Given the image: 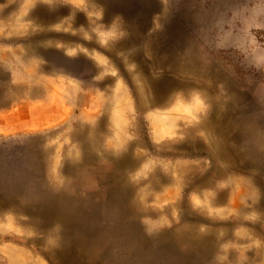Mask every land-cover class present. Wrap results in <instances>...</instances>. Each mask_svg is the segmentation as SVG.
I'll list each match as a JSON object with an SVG mask.
<instances>
[{
  "label": "rangeland",
  "instance_id": "obj_1",
  "mask_svg": "<svg viewBox=\"0 0 264 264\" xmlns=\"http://www.w3.org/2000/svg\"><path fill=\"white\" fill-rule=\"evenodd\" d=\"M106 3L0 0V44L11 50L0 68V264H11L5 252L17 248L29 256L22 264H56L48 249H58L59 226L27 211L46 199L59 201L63 211H94L87 248L72 250L85 264H113L114 253L118 260L134 249L116 208L105 207L110 189L125 185L133 190L130 201L144 209L138 264H264V210L258 208L264 202V0ZM131 25L137 32L127 45ZM172 48L219 78L212 92L219 132L215 124L213 133L205 128L214 120H207L213 106L204 87L214 83L202 72L180 74L194 84L190 98L180 89L169 106L141 109L135 91L143 73L181 79L157 65V56ZM231 96L236 102L228 110ZM99 125L98 159L85 163L80 136L90 140ZM208 134L228 144L226 154L238 165L228 170L229 162L208 154ZM127 157L123 170L115 160ZM216 165L227 170L224 179L213 178V188H189L187 174L212 175ZM160 173L179 181L160 183ZM236 181L245 210L214 205L218 189L229 191Z\"/></svg>",
  "mask_w": 264,
  "mask_h": 264
},
{
  "label": "bare ground",
  "instance_id": "obj_2",
  "mask_svg": "<svg viewBox=\"0 0 264 264\" xmlns=\"http://www.w3.org/2000/svg\"><path fill=\"white\" fill-rule=\"evenodd\" d=\"M46 1V0H45ZM101 1V3L103 4H107L106 0H99ZM107 7V6H106ZM31 8V7H30ZM119 10V9H118ZM125 10V9H124ZM120 11V10H119ZM134 11V10H133ZM126 13V11H124ZM106 13H108V11H106ZM139 13V12H138ZM137 13V14H138ZM19 14V13H18ZM17 14V15H18ZM24 15V14H23ZM71 15V14H70ZM127 15V14H126ZM35 16V14H34ZM139 16V14H138ZM37 17V16H36ZM50 17H53L52 13L50 14ZM130 19V18H129ZM39 20V19H38ZM36 21V20H35ZM67 25V24H66ZM73 28V27H72ZM74 29V28H73ZM121 29V28H120ZM119 29V30H120ZM130 32L132 33V35L128 38V40L126 41V44L128 45L131 40L133 39V33L137 32L134 28L133 25L130 26ZM77 30V29H75ZM79 31V30H78ZM68 32V31H67ZM88 32V31H87ZM90 32V31H89ZM31 33V32H30ZM37 33V32H36ZM95 33V32H94ZM45 34V33H44ZM71 34V33H70ZM91 34V33H90ZM43 35V34H42ZM41 35V36H42ZM137 36V35H136ZM46 37V36H45ZM72 37V35H71ZM124 37V36H123ZM148 37V36H147ZM40 38V37H39ZM83 38V36H82ZM138 38V37H137ZM36 39V38H34ZM80 39V38H79ZM90 39V38H89ZM159 39V38H158ZM124 40V39H123ZM59 41V40H58ZM118 41V40H117ZM145 41V40H144ZM29 42V41H28ZM53 42V41H52ZM68 42V41H67ZM79 42V41H78ZM51 43V42H50ZM99 43V42H98ZM163 43V42H161ZM120 44V43H118ZM125 44V43H124ZM160 44V43H159ZM164 44V43H163ZM52 45V44H51ZM63 45V44H62ZM123 45V44H122ZM73 47V46H72ZM100 47V46H99ZM123 47V46H122ZM127 47V46H126ZM59 48V46H58ZM68 48V47H67ZM95 48V47H94ZM113 48V47H112ZM146 48H148L149 50H153V43L148 41L147 42V46ZM130 49V48H129ZM144 49V48H143ZM66 50V49H65ZM93 50V49H92ZM193 50V49H192ZM78 51V50H77ZM117 51V50H116ZM141 51V50H138ZM112 53V52H111ZM161 53V52H158ZM157 53V54H158ZM118 54V53H117ZM142 54V53H141ZM162 55H158L157 58V65L160 67H166L168 69V72L171 74H175L176 76L178 75L181 79H174V78H161V79H157L154 77H151L149 75H145L143 73V78H139L138 81H142L143 85L138 87L135 91V94L137 96V98L140 100L141 103V109L143 110V112L148 111L149 109H151L152 107L155 106H163V107H167L169 106L174 98H176V92L180 89H183L185 91L184 93V98L188 99L191 96L189 95V88L191 86H193V82L192 81H187V77H182L180 76L181 73H186V74H199L202 72V75L204 76V78H209L214 85H210L213 86V89H211L209 86L208 87H204L205 90H207L205 92L206 97L208 98V102H210L212 104V110L210 111V115H213L209 117V119H215L216 116L218 114H221L215 107L216 103H215V99L213 98L214 95H212V92L215 91L216 88V84L217 82H219V78H217V76L215 77V74H212L211 72H208V70L206 69H199L197 67H195L194 65H190L189 63L186 62V60L184 61V59L182 58V53L178 52L176 49L172 48L171 50H168L167 52H162ZM116 55V54H115ZM186 55V54H185ZM113 58V57H112ZM88 60V59H87ZM94 60V59H93ZM91 62V61H90ZM126 65V64H125ZM140 65V64H139ZM107 67V66H106ZM207 67V66H206ZM129 68V67H128ZM139 68V67H138ZM157 68V67H156ZM131 69V67H130ZM129 69V70H130ZM209 69V68H208ZM58 72V71H57ZM60 72V71H59ZM64 72V71H63ZM200 75V74H199ZM96 82V81H95ZM227 82V81H226ZM210 84V83H209ZM94 85V84H93ZM215 86V87H214ZM148 87V88H146ZM229 87V86H228ZM217 90V89H216ZM148 91L152 92V99H149V97L147 96ZM115 96L116 95L115 93ZM112 99H115L112 97ZM192 99V98H191ZM118 101V100H117ZM229 105L227 107L228 110L232 109V104L230 103V101H234L236 102V98L235 96H231L229 98ZM116 102V100H115ZM221 102V101H220ZM114 104V103H113ZM116 104V103H115ZM215 104V105H214ZM104 105V104H103ZM121 106V105H120ZM107 108V107H105ZM112 108V107H111ZM110 108V109H111ZM114 109V106H113ZM227 110V111H228ZM110 112V111H109ZM87 113V112H85ZM111 113V112H110ZM243 114V113H242ZM246 114V113H245ZM90 115V114H88ZM94 116V115H93ZM209 116V115H208ZM88 117V116H87ZM158 120V119H157ZM214 122V123H213ZM153 123V122H152ZM159 123H163L161 121H159ZM207 123V122H206ZM157 124V123H156ZM186 124V123H185ZM212 124H215V131L219 132L221 128H216V124H218V122H216L215 120L212 121L210 123L211 128H209L207 125L205 128L210 129V131H212ZM176 125V124H175ZM183 126V125H182ZM192 127V126H191ZM255 127V126H253ZM122 128V127H121ZM193 128H188V132H186L187 134H191L193 133V130H191ZM102 130L101 126H97L96 130H95V134L93 136V138H91L90 140H87L84 135L85 133H82L81 140H82V144H83V148L85 149V154H84V159L83 161L85 163L90 162L92 159L97 158L98 157L94 154L98 153L99 154V143L101 141V136H99V132ZM166 131V130H165ZM208 132V131H207ZM78 133V132H77ZM213 133V131H212ZM218 134V133H216ZM226 135V134H225ZM210 136H212V134H208V138H209V147L207 149L208 154L210 156H213L216 162H222L224 160H226L229 164H237V159L236 158H231L229 156H227L226 153H230L232 152L228 146V144L225 141H220V142H215L214 140H211ZM228 136V135H227ZM157 137V136H156ZM72 138V137H71ZM160 139V138H159ZM239 141V140H238ZM109 142V141H107ZM236 142V141H235ZM112 143V142H111ZM208 143V142H207ZM115 144V143H114ZM238 144V143H237ZM141 145V144H140ZM163 145V144H162ZM116 147V146H115ZM176 149H182L183 145L182 144H177L176 146H174ZM96 148V149H95ZM98 149V150H97ZM111 149V147H110ZM185 149V148H184ZM232 149V147H231ZM234 149V148H233ZM107 150V149H106ZM84 151V150H82ZM130 152V151H129ZM103 153V152H102ZM111 153V152H110ZM110 153H103L102 158H106V159H113L110 155ZM116 153V151H115ZM124 154V153H123ZM131 154V153H129ZM238 154V153H237ZM236 155V154H235ZM234 155V156H235ZM237 156V155H236ZM240 158V157H239ZM250 159V158H249ZM260 160V159H259ZM117 163V166H120V168H122L123 170L130 166V159L125 158L123 160H115ZM261 162V161H260ZM133 163V162H132ZM132 165V164H131ZM139 165V164H138ZM185 165V164H184ZM238 165V164H237ZM262 166V164H260ZM151 166V165H150ZM256 166H259L258 163L256 164ZM36 168V166H33ZM230 168L232 169V167L229 165ZM240 167V166H239ZM192 167H190L191 169ZM129 169V168H127ZM201 169V168H200ZM183 170H185L186 172H189L188 168H183ZM125 172V171H124ZM154 172V171H153ZM152 172V173H153ZM173 172V171H172ZM149 173V171H148ZM212 175H208V176H199V174L196 173H189L187 174L186 178L189 180H191V183H187V185L189 186V188L192 186V188L199 190V189H203V188H213V184H214V179H224L226 177L227 174V170L224 169L223 167L216 165L213 170L211 171ZM258 175V174H257ZM86 174L83 175L82 180H84L86 177ZM145 176V175H143ZM174 176V175H173ZM151 178V177H150ZM156 178V177H155ZM159 179H160V183H165L167 181L173 180V181H179V177H168L165 176L164 174H159ZM231 179V178H230ZM235 179V178H234ZM189 180V182H190ZM236 180V179H235ZM239 180V179H238ZM72 181V185H76L79 181L78 180H71ZM78 181V182H77ZM224 181V180H223ZM231 181V180H230ZM258 181V179H257ZM145 183V181H144ZM175 183V182H174ZM176 184V183H175ZM191 184V185H190ZM220 184V183H219ZM229 184V183H228ZM235 185H233L232 188L229 189V191H224V190H220L218 189L217 193H215V196L213 197L212 201L214 205H224V204H228L230 206H232L233 208H235L236 210H245L243 207H241L240 204V200L245 197V193L244 190H242L241 188H239L238 186H236L238 184V182H234ZM241 184V183H240ZM221 185V184H220ZM174 186V184H173ZM235 186V187H234ZM154 187L157 189L158 186L155 184ZM241 187V185H240ZM110 189L108 195H107V199L105 201V207H109V208H113L115 207L116 209L113 211V213L116 216V221L117 223H119V227L122 228V230L124 231V233L127 232V238H129V240H127L128 242H132V244H134V249L130 250L129 252H127L126 255H124L122 258L117 260V255L116 253L113 254V264H128V260L130 259H134L135 262H133V264H138V262H136L135 258H137L141 252L143 251V242H142V236H143V231L141 229L140 226V218L142 216V214L144 213V209H142L141 207H139L138 205H135L134 203H132L130 201L131 195L133 193V190L131 187H129V185H125V187H123L122 189ZM170 189V188H168ZM165 189L163 188V191ZM179 190V189H178ZM175 191V189L173 190ZM200 191V190H199ZM213 191V190H212ZM142 192V191H141ZM230 194L232 196H234V199H226V194ZM174 194V193H173ZM196 194V193H195ZM208 195V194H206ZM211 195V194H209ZM262 195V194H261ZM157 196V195H156ZM159 198V196H157ZM231 198V196H230ZM140 199V198H139ZM203 199V198H202ZM206 200V199H205ZM133 201V200H132ZM193 201V200H192ZM202 201V200H201ZM180 203V202H179ZM205 203V202H204ZM264 203V202H263ZM261 203L260 206H258V208L260 210H264V204ZM4 202L0 203V210L3 209L4 206ZM140 204V203H139ZM173 207V206H172ZM108 208V209H109ZM167 209V208H166ZM209 209V208H208ZM66 210L65 208L61 207V205L59 204V201H55V200H45V202L36 205L33 209L32 208H28L27 211L29 214H32L36 217H39L41 215V218H45L48 223H50L52 226H59V228L57 229L58 232V239H56L57 242V247L58 249H54V248H49L48 251H52V256L55 258L56 260V264H85L83 259L81 260V258H79V254L77 255V253H74L72 248L76 247V248H87L92 235H93V231L91 229V226L88 224V219L92 218L96 213L94 211H92L91 213L88 212V210H68V211H63ZM100 211V210H99ZM213 211V210H212ZM210 212V211H209ZM211 213V212H210ZM110 214V212H109ZM108 214V215H109ZM99 215V213H98ZM111 215V214H110ZM205 215V214H204ZM110 217V216H109ZM114 218V217H113ZM194 223V222H193ZM112 224V222H111ZM95 225V224H94ZM98 229V228H97ZM100 231V230H99ZM105 232V231H103ZM119 232V231H118ZM122 232V231H121ZM210 233V231H208ZM212 232V231H211ZM170 234V233H169ZM105 235V234H104ZM145 235V234H144ZM126 236V234H125ZM126 239V237H125ZM147 239V238H146ZM145 240V239H144ZM212 241V240H211ZM162 242V241H160ZM122 242H120V246H122L123 244H121ZM171 243V242H170ZM163 244V243H162ZM168 244V243H167ZM46 245V244H45ZM160 245V244H159ZM166 245V244H165ZM174 245V244H173ZM187 245V244H186ZM191 245V244H190ZM161 246V245H160ZM172 246V245H171ZM176 247V245H175ZM174 248V247H173ZM151 249V248H150ZM192 249V248H191ZM3 250V249H2ZM109 250V249H108ZM118 250V249H117ZM127 250V249H126ZM197 250V249H196ZM194 250V251H196ZM120 251V250H119ZM118 251V252H119ZM213 251V250H212ZM6 257H9L10 263L11 264H22L21 262H23V260L27 261L29 259V256H27L25 253H23L21 250L17 249H9L6 252ZM105 253V249H103L100 253L104 254ZM162 253V251H161ZM148 254V253H147ZM168 255V253H166ZM206 255V254H205ZM78 256V258H77ZM148 256V255H147ZM194 257V255H192ZM81 257V256H80ZM171 257V256H170ZM172 258V257H171ZM117 260V261H116ZM126 260V262H125ZM138 260V258H137ZM143 260V259H142ZM173 260V259H172ZM132 261V260H131ZM7 262V261H6ZM33 262V261H32ZM116 262V263H115ZM107 263V261H106ZM7 264V263H6ZM88 264V263H87ZM147 264V263H146Z\"/></svg>",
  "mask_w": 264,
  "mask_h": 264
},
{
  "label": "crops",
  "instance_id": "obj_3",
  "mask_svg": "<svg viewBox=\"0 0 264 264\" xmlns=\"http://www.w3.org/2000/svg\"><path fill=\"white\" fill-rule=\"evenodd\" d=\"M11 53V50L7 47H3L0 44V68L5 64L6 61H9L8 55ZM19 54V52H16Z\"/></svg>",
  "mask_w": 264,
  "mask_h": 264
}]
</instances>
